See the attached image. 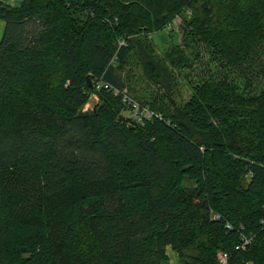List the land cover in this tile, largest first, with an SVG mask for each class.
<instances>
[{
    "label": "trees",
    "instance_id": "1",
    "mask_svg": "<svg viewBox=\"0 0 264 264\" xmlns=\"http://www.w3.org/2000/svg\"><path fill=\"white\" fill-rule=\"evenodd\" d=\"M0 19V264H264V0H0ZM205 54L220 66L189 80Z\"/></svg>",
    "mask_w": 264,
    "mask_h": 264
},
{
    "label": "rangeland",
    "instance_id": "2",
    "mask_svg": "<svg viewBox=\"0 0 264 264\" xmlns=\"http://www.w3.org/2000/svg\"><path fill=\"white\" fill-rule=\"evenodd\" d=\"M178 23H173V28L171 30H167V31H162V32H156L153 33L151 36L156 44V46L158 47V49L163 50L164 48H166V46L169 44L170 41H174V42H178L181 38H182V34L180 31V28H178L179 21H181L180 18H178ZM169 31V32H168ZM3 33L0 34V38H2ZM206 53V51H205ZM203 61L202 64L200 66H198L197 68H195L192 71V74L189 76L188 75V79H193V82H195V80H199V77H202L204 74L210 72L211 69V65L212 63H214L217 66H220L217 61L214 60H208L209 59V55L205 54V56L203 57ZM211 59V58H210ZM253 68H256L255 66ZM220 70V68H219ZM220 73H222V71H220ZM237 74V73H235ZM251 74V73H250ZM251 85L248 88V92L253 94L255 93L258 88L262 87L264 85V74L259 73L257 74V71H255L254 73L251 74ZM179 80L181 82V86H180V91L182 93L181 96H183L184 99L188 98L191 94V87L188 84V82L186 81V78L179 77ZM179 97V99H181L182 97ZM98 100V95L94 94L92 96V98L90 99L89 103H88V108H92L94 106V104L97 102ZM168 252L170 254L171 257V261L173 263H177L178 261V255L177 253L171 248H168Z\"/></svg>",
    "mask_w": 264,
    "mask_h": 264
},
{
    "label": "built area",
    "instance_id": "3",
    "mask_svg": "<svg viewBox=\"0 0 264 264\" xmlns=\"http://www.w3.org/2000/svg\"><path fill=\"white\" fill-rule=\"evenodd\" d=\"M172 27V24L169 23L167 25V29H170ZM124 42V41H123ZM102 87L108 88V89H112L114 94L116 95H122V99L125 103H127L130 107H131V116L135 119H138L140 121L143 120V118H150L153 115H155L154 110H152L150 107L148 106H144L140 103V101H138L136 98H134L132 95H130L126 89L121 90L117 87H114L113 85H111L108 82H104L101 80H97L96 81V88L100 89ZM86 108H88V106H86ZM215 218H219L218 214H215ZM228 226H230L228 224ZM254 239V235L250 234V235H246L244 234L242 236V240L241 242L237 245L238 249H246L248 247V245L253 241ZM229 256L230 254L226 251L220 252L219 253V260L221 264H227L229 261Z\"/></svg>",
    "mask_w": 264,
    "mask_h": 264
},
{
    "label": "crops",
    "instance_id": "4",
    "mask_svg": "<svg viewBox=\"0 0 264 264\" xmlns=\"http://www.w3.org/2000/svg\"><path fill=\"white\" fill-rule=\"evenodd\" d=\"M3 1H6V2H18V1H21V0H3ZM5 25H6V22L5 20L3 19H0V34H4V30H5ZM1 39V38H0ZM88 105V104H87ZM86 105V106H87ZM86 109V108H85Z\"/></svg>",
    "mask_w": 264,
    "mask_h": 264
},
{
    "label": "water",
    "instance_id": "5",
    "mask_svg": "<svg viewBox=\"0 0 264 264\" xmlns=\"http://www.w3.org/2000/svg\"><path fill=\"white\" fill-rule=\"evenodd\" d=\"M121 118H122V119H128V120L130 119V117H127V116H125V115H121Z\"/></svg>",
    "mask_w": 264,
    "mask_h": 264
},
{
    "label": "bare ground",
    "instance_id": "6",
    "mask_svg": "<svg viewBox=\"0 0 264 264\" xmlns=\"http://www.w3.org/2000/svg\"><path fill=\"white\" fill-rule=\"evenodd\" d=\"M122 43H123V41H122Z\"/></svg>",
    "mask_w": 264,
    "mask_h": 264
}]
</instances>
